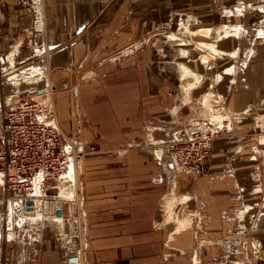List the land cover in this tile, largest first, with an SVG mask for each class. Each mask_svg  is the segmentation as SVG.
Wrapping results in <instances>:
<instances>
[{
  "label": "crops",
  "instance_id": "1",
  "mask_svg": "<svg viewBox=\"0 0 264 264\" xmlns=\"http://www.w3.org/2000/svg\"><path fill=\"white\" fill-rule=\"evenodd\" d=\"M112 1L0 2V91L7 85L11 88L22 71L30 69L35 77L42 74V86L50 93L60 94L57 97L58 108L68 104L72 107L73 104L69 111L59 113V121L65 132L69 129L67 132L75 138V146L82 153L81 175L79 177L78 171L76 185L78 191L82 189L84 209L80 229L83 230V240L76 236L83 249L75 252L64 243L45 241L38 248L28 250V256L23 253L21 264H72L70 259L73 256L79 257L80 264H197L189 255L192 253L189 228L178 233L174 224L176 208L186 201H175L170 208L172 197L165 193L169 184L167 179L178 178H174L163 150V143L168 140L138 136V119L151 117L155 120V116H161L162 112L158 111H163V107L153 102L144 110L147 116L142 114L144 108L138 97L136 57L123 60L119 55V60L114 62L107 59L114 65L102 72L101 83L82 81L84 76L80 70L85 71V68L81 63L94 51L98 32H102L103 37L109 33L104 40L108 46L112 44L111 30L116 24L110 17L105 18L112 13ZM235 49L227 52L236 53ZM6 75L9 80L4 81ZM5 97L0 98V102ZM253 98L252 95V102ZM249 103L247 110L252 105ZM71 113L74 115L72 118ZM157 128L154 130H159ZM218 147L213 150L211 168L213 166L219 173L226 174L232 168L221 166L220 161L228 155L218 152ZM250 150L255 154L253 145ZM214 158L219 161H214ZM170 185L173 186V182ZM61 189L65 191L63 195ZM69 194L73 196L69 188L62 186L56 198L71 200ZM43 198L55 199L50 196ZM238 201L229 198L198 199L190 200L184 207L186 214L189 206L198 207L204 202L203 213H199L203 225L200 224L198 236L205 240H201L203 244L198 246V250L214 255V263L209 264H224L223 255L229 248L227 257H230L231 264H248L247 260L240 262L234 250H241V243L247 244L246 248H254L256 242L264 245L263 214L259 215L257 227L251 231L248 223H255L252 215L226 213L228 206H238ZM39 214L21 219L19 225L29 219L56 218ZM18 215H23V212ZM188 217L179 219L182 227L191 224ZM10 232L9 237L13 234Z\"/></svg>",
  "mask_w": 264,
  "mask_h": 264
},
{
  "label": "rangeland",
  "instance_id": "2",
  "mask_svg": "<svg viewBox=\"0 0 264 264\" xmlns=\"http://www.w3.org/2000/svg\"><path fill=\"white\" fill-rule=\"evenodd\" d=\"M112 7V13L105 16L116 24L111 30L112 44L108 46L104 40L109 33L103 37L104 34L98 32L94 51L81 63L85 68V71L80 70L84 76L82 81L101 83L102 72L114 65L107 59L114 62L119 60V55L123 60L136 57L138 97L144 108L141 113L147 116L144 110L153 102L163 107V111H158L162 112L161 116H155L157 120H151V117L138 119V136L168 140L163 143L166 146L185 130H193L205 120L221 128L208 153L206 173L200 177L167 179L169 184L165 192L168 197L176 198H170V208L176 202L186 201L173 214L177 215L174 224L178 233L186 228L190 230L192 253L189 255L197 264L214 263L213 254L198 250L201 240H205L198 236L200 224L203 225L199 213H203L204 202L198 207L189 206L190 210L186 211L188 217L184 207L190 200H239L238 206H228L226 213L252 215L255 223H248L251 231L257 227L259 215H264V0H114ZM233 49L237 52L228 53ZM33 78L29 80L38 79ZM4 79L9 80V76H4ZM5 87L0 91V98L8 96L13 85ZM59 95L51 92L48 97L54 101L60 119L59 113L69 111L73 104L72 107L68 104L58 108ZM248 102L252 104L249 110ZM156 128L159 130H154ZM68 130L66 133L70 135ZM252 145L255 154L250 150ZM216 147L218 152L228 155L220 161L221 166L232 168L226 174L219 173L213 166V170L211 168ZM216 159L219 161L218 158L214 161ZM70 173L74 174L73 183L67 180L58 186L69 188L74 198L62 200L66 212L58 219H29L19 225V221L27 216L18 215L23 211L15 208L13 215L9 216L11 206L5 200L0 185V264H21L23 253L28 256V250L38 248L45 241L64 243L72 248L73 242L79 239L73 235L77 234L83 240L82 189L78 191L75 169ZM47 193V196L57 197L58 190L50 189ZM56 197L51 200L57 201ZM44 200L37 197L34 200L36 207ZM186 217L191 224L182 227L179 219ZM10 231L13 234L9 237ZM246 247L247 244L241 243V250H234L240 262L264 263L263 244L256 242L254 248ZM82 249L83 245H80L75 252ZM230 250H227L228 255H223L224 264H231L230 257H227Z\"/></svg>",
  "mask_w": 264,
  "mask_h": 264
},
{
  "label": "built area",
  "instance_id": "3",
  "mask_svg": "<svg viewBox=\"0 0 264 264\" xmlns=\"http://www.w3.org/2000/svg\"><path fill=\"white\" fill-rule=\"evenodd\" d=\"M33 73L20 72L0 102V185L9 206L19 211L27 200L43 198L50 189L57 190L59 182L74 180L70 172L77 173L81 165L77 141L62 129L49 89L41 84L43 75L30 81ZM220 129L205 120L165 146L174 178L206 173L208 153Z\"/></svg>",
  "mask_w": 264,
  "mask_h": 264
},
{
  "label": "water",
  "instance_id": "4",
  "mask_svg": "<svg viewBox=\"0 0 264 264\" xmlns=\"http://www.w3.org/2000/svg\"><path fill=\"white\" fill-rule=\"evenodd\" d=\"M64 203L63 201L57 200V201H49L45 200L44 204H40L38 209L35 207V201L30 199L25 202L24 206V214L27 215H32L34 216L37 211H44L45 214H51V215H56L57 217H62L64 215ZM37 210V211H36ZM72 249L74 251H78L80 249V242L75 240L72 244ZM0 257H2V254L0 253ZM70 262L72 264H80V259L78 256H73L70 259Z\"/></svg>",
  "mask_w": 264,
  "mask_h": 264
},
{
  "label": "bare ground",
  "instance_id": "5",
  "mask_svg": "<svg viewBox=\"0 0 264 264\" xmlns=\"http://www.w3.org/2000/svg\"><path fill=\"white\" fill-rule=\"evenodd\" d=\"M34 70H37V67L34 68ZM185 71H186V70H185ZM183 73H185V72H183ZM33 74H34V73H33ZM33 77H34V76H33ZM33 77L30 76L29 79H35V78H33ZM37 78H38V77H37ZM189 92H190V91H189ZM49 93H50V91H48V94H49ZM50 94H51V93H50ZM50 94H49V95H50ZM46 95H47V94H46ZM49 95H48V96H49ZM49 98H50V97H49ZM189 98H190V97H189ZM46 101H47V100H46ZM168 159H169V158H168ZM76 174H77V173H76ZM73 175H74V174H73ZM73 175L70 173V177H73ZM75 176H76V175H75ZM68 180H69V179H68ZM76 180H77V179H76V177H75V182H76ZM71 182H73V180H72ZM77 182H78V181H77ZM59 183H60V182H59ZM61 187H62V186H57L56 189H57L58 191H60V188H61ZM63 189H64V188H63ZM63 189H61V195H63V192H65V191H63ZM37 195H39V194L37 193ZM64 195H65V194H64ZM68 197L73 199V198H74V195L71 196V194H69ZM64 198H65V196H64ZM72 199H71V200H72ZM66 200H69V199H66ZM40 204L42 205V204H44V202H43V203H40ZM35 205H36V202H35ZM38 205H39V204H38ZM9 207H10V206H9ZM9 209H10V210H9V211H10V212H9V216H10V215L12 216L13 213H14V212H13L14 207L11 205V207H10ZM37 209H38V208H37ZM36 211H37V210H36ZM40 212L44 213V211H40ZM36 214H37V212H36ZM36 214H35V215H36ZM44 214H45V213H44ZM23 215H24V216H27V217H33L32 215L24 214V212H23ZM35 215H34V216H35ZM45 215H48V214H45ZM49 215H51V214H49ZM7 216H8V215H7ZM9 216H8L7 218H9ZM55 216H56V215H55ZM56 217H57V216H56ZM62 217H63V216H62ZM62 217H58V218H62ZM187 220H188V219H187ZM188 223H189V222H188ZM80 251H81V250H80Z\"/></svg>",
  "mask_w": 264,
  "mask_h": 264
}]
</instances>
